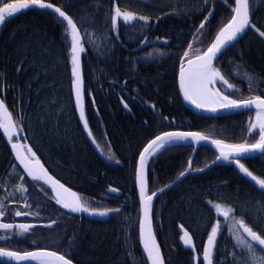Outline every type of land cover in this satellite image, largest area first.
<instances>
[{
  "label": "trees",
  "instance_id": "trees-1",
  "mask_svg": "<svg viewBox=\"0 0 264 264\" xmlns=\"http://www.w3.org/2000/svg\"><path fill=\"white\" fill-rule=\"evenodd\" d=\"M15 1L19 0H2L1 4ZM46 2L61 7L81 32L85 47L81 53L82 106L87 129L100 153L92 151L78 119L73 97L71 38L65 32L66 23L56 15L33 9L6 17L0 26V99L11 114L19 137L47 172L76 192L90 208L104 211V207L109 211L103 221H89L77 214L83 217L79 221L76 214L60 210L50 199L52 193L47 185L32 181L17 167L0 132V200L5 205V215L0 221L13 224L9 230L11 238L0 241V246L22 253L55 251L74 264H120L118 255L124 264L137 263L135 259L141 252L135 171L143 148L165 132H195L210 141L218 139L227 144L254 143L258 140L257 131L248 134L252 113L222 116L192 113L178 95L177 62L133 66L123 58L117 42L127 44L133 36L137 40L152 26L153 18L151 23L118 22L117 28H113L109 17L114 14L115 6L122 12L131 9L138 14L135 4L126 0ZM248 2L254 27H249L243 38L215 64L236 89H223L224 93L237 100L264 98V36L259 34L264 32V0ZM230 6L233 7V0H207L193 10H165L166 19L153 31L152 38L163 39L167 48L181 53L189 51L191 55L197 49L204 51L230 21ZM209 12L212 15L201 30L203 35L194 39ZM165 21L171 23L162 28ZM246 74L254 81L251 91ZM214 158L213 151L201 145L196 150L191 145L163 150L146 162L148 194L174 181L187 170L190 160L191 169L198 170ZM243 162L255 176L264 179V155ZM12 168L20 173V188H27L26 193L20 191L18 202L11 200L5 189ZM25 199L30 208L24 207ZM216 203L224 208L235 206L237 216L243 214L264 235V223H255L258 209L264 221V194L257 192L232 166H217L203 174L187 176L154 202L151 223L164 264H194V254L181 244L180 226L191 235L195 253L199 255L211 226L218 221L223 232L218 234L214 264L217 261L231 264L235 241L228 231L229 222L218 219ZM16 211L38 215L17 217ZM21 223L31 226L29 232L19 234L16 225ZM119 225L122 228L116 232ZM83 228L91 232L86 242L79 239ZM3 233L5 230L0 229V234Z\"/></svg>",
  "mask_w": 264,
  "mask_h": 264
},
{
  "label": "snow or ice",
  "instance_id": "snow-or-ice-1",
  "mask_svg": "<svg viewBox=\"0 0 264 264\" xmlns=\"http://www.w3.org/2000/svg\"><path fill=\"white\" fill-rule=\"evenodd\" d=\"M205 2H207V0H205ZM32 7L41 10H52L62 18V23L66 22L65 32L66 34H70L71 38L70 53L72 65L71 72L74 78L73 85L75 88L76 101L80 107V116L83 120L81 53L85 52V47L82 44V36L77 23H75L61 7L54 6L50 2H46V0H19V3H6L3 7H0V26L4 25L6 17H13L22 10H28ZM231 11L234 14L230 21L219 30L214 41L206 50L199 51V49H197L191 55L189 51L183 53L179 69V87L184 99L195 105L198 109H205L211 112H216L218 108L236 110L254 107L256 109L255 122L249 125L250 130H258V132L255 133V135H258V140L256 142L227 144L221 140L213 139L211 143L216 145L220 150L217 159L222 158L227 161L230 157H235L232 162L236 164L239 171L254 181L261 190H264V179H259L255 176L244 163H241L240 159L248 154L256 152L264 153V98L255 96L247 100L232 99L216 86L219 81L223 85H227V89L236 91L234 85L229 83L222 73L214 67L213 61L217 59L218 54L222 53L223 50L231 46L232 42L237 40L238 35L244 33L247 28L254 27L250 21L248 0H234V7H231ZM211 15L212 12H209L204 18V21L201 22L194 34V39H199V36L203 35L201 30L204 29L209 22ZM109 18L113 28H117L118 22L129 25L137 20H142L146 23L148 21V17L139 16L127 10L122 12L119 6L114 8V14H110ZM257 31L259 30L257 29ZM259 34L264 36V32H260ZM188 47L191 49L192 45L190 44ZM246 79L249 83V90L251 91L254 81L252 77L247 74ZM125 107H127V105H125ZM84 127L86 129L88 128L86 121ZM0 128L7 134L9 141L13 139L18 131L13 125L12 116L5 106L3 99H0ZM89 135H91V132H89ZM189 139L199 142L207 140L208 137L195 132H165L152 139L139 154L137 182L143 211V219L140 221L139 238L142 243L143 251L146 254L147 260L150 261V264H164V261L160 247L152 231L150 213L152 209V200L156 193H152L151 195L148 194L145 165L149 157H154L158 153H162L163 150H166L169 146L177 142L188 141ZM12 148L16 153V158L19 160L20 164L23 165L24 170L31 180L42 181L44 184L49 185L52 193H54V196L50 194V199H54L55 203L61 208L71 213L83 212L89 215H108L106 211L97 212L95 209L90 208L85 201H82L81 197L78 196L76 192L71 191L69 188L65 187L64 184L54 180L40 161L35 159V153L32 152L31 148L27 149L30 155L22 154L21 146L18 144L13 143ZM188 167L191 168V161H189ZM184 175H186V173L182 172L181 176ZM19 191L26 193L27 188H20ZM111 191L114 192L116 189H111ZM161 191H163V189H161ZM24 207H31L26 199ZM214 208L216 213L222 216L225 221L229 222L228 231L235 241L232 245L234 251L230 254L232 257L231 264H264V235L258 230H255L254 227L246 221L243 214L238 217L235 206L224 208L220 203H216ZM4 209V202L0 200V217L5 215ZM112 211L119 212L120 209H114ZM14 215L17 217L21 215L36 216L38 213H22L16 211ZM55 223L56 221H52V224ZM255 223H264L260 218L259 209ZM30 227L29 224L25 223L16 225V228L19 229V234L29 232ZM0 229L5 230V233L0 234V241H6L11 238L9 230L13 229V224L0 223ZM222 232L223 227L219 221L214 226H211L210 233L207 236V243L203 247L202 252V261L205 262V264H214V249L217 248L218 234ZM181 239L185 246L192 247L193 251H195L192 239L187 231L184 232ZM5 247L6 245L0 246V258H7L11 261L24 262V264H32V262H35V264H72L71 259L55 251L36 250L21 253L19 251L5 250ZM194 259H196L199 264L200 258L194 257ZM217 264H220V262L217 261Z\"/></svg>",
  "mask_w": 264,
  "mask_h": 264
},
{
  "label": "bare ground",
  "instance_id": "bare-ground-1",
  "mask_svg": "<svg viewBox=\"0 0 264 264\" xmlns=\"http://www.w3.org/2000/svg\"><path fill=\"white\" fill-rule=\"evenodd\" d=\"M126 1H128L129 3H130V0H126ZM15 2H18V1H15ZM142 5H144V4H142ZM116 7V6H115ZM137 7V6H136ZM233 7H234V0H233ZM138 9H139V7H137ZM28 10H33V9H28ZM36 10H40V9H36ZM165 10H170V9H164V10H156V9H150V8H148V7H144V8H142V9H140L139 10V12H138V15L139 16H145V17H148V21H150L149 23H151V18H153V20H152V26H150L149 28H147L145 31H144V34H142V35H140L139 37H138V39L136 40V38L133 36V37H129V39H128V42H127V44H124L123 42H121V41H118L117 43H118V46H119V48H120V50L124 53V54H122V57L123 58H126V59H128V57L129 58H139V57H141V56H143V55H145L146 53H150L151 51H153L154 49H163V50H169V51H172L174 54H175V57L174 58H172V59H170V60H167V61H162V62H159V63H153V62H148V61H145V62H137V63H135V64H132L133 66L134 65H136V64H139V63H141V64H144V63H151V64H154V65H161V64H165V63H168V62H177V65H178V67H177V76H178V72H179V68H180V62H181V59L183 58V53H181V51H179V50H176V49H170V48H167V46L165 45L166 44V42L163 40V39H161V38H158L157 37V39H156V42L157 43H160V42H162V44H159V45H157V46H155L154 47V45L151 43V42H153L152 41V34H153V31L157 28V26L159 25V24H161L163 21H164V19H166V13H164L165 12ZM45 11V10H44ZM127 11H130V12H132V13H135L136 14V12L135 11H131V9L129 10H127ZM51 13V12H50ZM53 14V13H52ZM55 15V14H54ZM57 16V15H56ZM58 17V16H57ZM61 19V18H60ZM156 20V21H155ZM139 21H142V20H139ZM158 21V24L157 25H153L155 22H157ZM142 22H145V21H142ZM66 23V22H65ZM146 23V22H145ZM169 23H171L170 21H165V23L163 24V26H162V28H165ZM226 25V24H225ZM224 25V26H225ZM161 28V29H162ZM248 29V28H247ZM164 30V29H163ZM165 31V30H164ZM168 32V31H167ZM170 32H172V31H170ZM219 32V31H218ZM218 32H217V34H218ZM247 32V31H246ZM216 34V35H217ZM243 38V37H242ZM241 38V39H242ZM240 39V40H241ZM239 40V41H240ZM238 42V41H237ZM236 42V43H237ZM235 43V44H236ZM233 46V45H232ZM231 46V47H232ZM230 48V47H229ZM228 48V49H229ZM227 49V50H228ZM206 50V49H205ZM226 50V51H227ZM225 51V52H226ZM224 52V53H225ZM223 53V54H224ZM222 54V55H223ZM221 55V56H222ZM220 56V57H221ZM220 59V58H219ZM218 59V60H219ZM217 60V61H218ZM216 61V62H217ZM130 62V61H129ZM216 62L214 63V67H215V64H216ZM74 79V78H73ZM176 83H177V78H176ZM217 83H220L219 81L217 82ZM217 86V88H219V89H221V91L222 92H224L223 91V89H222V87L219 85V84H217L216 85ZM73 97H74V94H73ZM250 99V98H249ZM83 100V99H82ZM218 109H221V108H218ZM252 113V116H251V122L250 123H254L255 122V112L254 111H248V112H242V113ZM236 114H240V113H236ZM230 115H235V114H230ZM222 116V115H221ZM14 125V124H13ZM15 127V126H14ZM83 131V130H82ZM258 132V130H250V128L248 129V134H252V133H254V132ZM0 132L2 133V135H3V137H4V139L6 140V142H7V144H8V147H9V149H10V144H13V143H15V144H18V145H20L21 146V152H22V154H25V155H30V153H28L27 152V149H28V146H27V144H26V142L22 139V138H20L19 137V131H17L16 132V135L13 137V139L11 140V141H9L8 140V138H7V134L4 132V130L2 129V128H0ZM14 138H17V140H14ZM209 140V139H208ZM210 141V140H209ZM211 142V141H210ZM188 144H190V145H194V146H197L198 145V142L197 141H194V140H191V139H189L188 141H183V142H177V143H175V144H173L172 146H175V145H188ZM89 146L91 147V149H92V151L93 152H95L97 155L100 153V151L98 150V147H97V145L95 144V143H93V144H89ZM147 146V145H146ZM200 146V145H199ZM201 146H203V145H201ZM205 147H207V146H205ZM210 148V147H209ZM211 149V148H210ZM212 150V149H211ZM10 151H11V149H10ZM143 151V150H142ZM141 151V152H142ZM213 151V150H212ZM213 153H214V151H213ZM11 154H12V156H13V153H12V151H11ZM160 153H158L157 155H159ZM156 155V156H157ZM214 155H215V158L213 159V161H215V159L217 158V156H216V154L214 153ZM263 154H261V155H258V156H256V157H252V158H248V159H243V160H249V159H254V158H258V157H260V156H262ZM156 156H154V157H156ZM139 157V156H138ZM154 157H149V158H154ZM13 158H14V156H13ZM15 159V158H14ZM138 160V159H137ZM213 161H211L210 163H212ZM242 161V160H241ZM231 162H232V160H231ZM41 163V162H40ZM209 163V164H210ZM217 166H232V168L234 169V167H233V163H230L229 165L228 164H222V165H216V166H214V167H217ZM214 167H212V168H214ZM212 168H210V169H212ZM16 170V172L17 173H19V171L16 169V168H12L11 170ZM209 169V170H210ZM10 170V171H11ZM46 170V169H45ZM9 171V172H10ZM23 171L26 173V171L23 169ZM47 171V170H46ZM234 171H236L235 169H234ZM207 172V171H206ZM237 172V171H236ZM205 173V172H204ZM238 173V172H237ZM49 174V173H48ZM203 174V173H202ZM239 174V173H238ZM50 175V174H49ZM200 175V174H199ZM240 175V174H239ZM51 176V175H50ZM180 176V175H179ZM178 176V177H179ZM241 176V175H240ZM177 177V178H178ZM242 177V176H241ZM52 178H53V176H52ZM176 178V179H177ZM243 178V177H242ZM54 180H56L55 178H53ZM175 179V180H176ZM244 179V178H243ZM20 180H21V176L18 174V180H16L17 181V185L19 184V182H20ZM174 180V181H175ZM245 180V179H244ZM6 181H7V178H6ZM58 181V180H57ZM245 181H247V180H245ZM173 182V181H172ZM171 182V183H172ZM248 182V181H247ZM249 183V182H248ZM170 184V183H169ZM168 184V185H169ZM250 184V183H249ZM16 185V186H17ZM47 185V184H46ZM251 185V184H250ZM167 186V185H166ZM252 186V185H251ZM6 188V192H7V186H5ZM47 187L49 188V190L51 191V188H50V186L49 185H47ZM66 187V186H65ZM253 187V186H252ZM254 188V187H253ZM174 189V188H173ZM254 189H256V188H254ZM172 190V189H171ZM170 191V190H169ZM169 191H167V192H169ZM256 191L257 192H259L260 194H263V193H261L260 191H258L257 189H256ZM51 193H52V191H51ZM166 193V192H165ZM165 193H163V194H165ZM162 194V195H163ZM8 195V194H7ZM9 196V195H8ZM52 196H54V193H52ZM160 197V196H159ZM127 199V198H126ZM126 199L124 198V200H125V202H126ZM88 202H91V203H94L95 201L94 200H88ZM90 207H91V205H89ZM104 211H109V210H107V209H105L104 207L102 208ZM97 212H99V211H102V210H96ZM65 212H67V213H71V212H68V211H65ZM72 214H76L75 216L76 217H78L79 218V221H81V219L83 218V217H81V216H79V215H83L86 219H88L89 221L90 220H95V221H103L104 219H105V217L104 216H99V215H89V214H87V213H83V212H81V213H72ZM77 214H79V215H77ZM65 218V217H64ZM65 219H67V218H65ZM65 221H67V220H65ZM121 228H122V225H119V226H117V228H116V232H118L119 230H121ZM185 229V228H184ZM83 230V232L81 233V238H79L82 242H86L87 241V239H88V237L91 235V232L87 229V228H83L82 229ZM155 240H156V238H155ZM156 242H157V240H156ZM157 244H158V242H157ZM138 248H139V250H140V254H139V257H136V259H135V262H140V263H146V264H148V262H147V259H146V256H145V253H144V251H143V249H142V247H141V244H140V240H139V220H138ZM22 253V252H21ZM119 256V260H120V264H124L123 263V261H122V259H121V257H120V255H118ZM137 263H133V264H137ZM32 264H35V262H32Z\"/></svg>",
  "mask_w": 264,
  "mask_h": 264
},
{
  "label": "water",
  "instance_id": "water-1",
  "mask_svg": "<svg viewBox=\"0 0 264 264\" xmlns=\"http://www.w3.org/2000/svg\"><path fill=\"white\" fill-rule=\"evenodd\" d=\"M13 3H19V1L18 2H13ZM30 9H38V8H35V7H32V8H30ZM41 10V9H40ZM45 11H48V12H51V13H53V14H55V15H57L58 16V14L57 13H55V12H53L52 10H46L45 9ZM234 14V13H233ZM59 17V16H58ZM60 18V17H59ZM62 19V18H61ZM246 31H247V29L245 30V32L244 33H242V34H240V35H238V37H237V40L235 41V42H232V44H231V46L232 45H234L237 41H239L244 35H245V33H246ZM231 46H229V47H231ZM229 47H227V49L229 48ZM226 49V50H227ZM226 50H223L222 51V53H220V54H218V57H217V59L216 60H214L213 61V65H214V63L220 58V56L226 51ZM180 69V68H179ZM177 90H178V95H179V98H180V101H181V103L184 105V107L186 108V109H188L189 111H191L192 113H195V114H200V115H206V116H221V115H230V114H236V113H242V112H248V111H254V112H256V109L253 107V108H240V109H236V110H231V109H217V111L216 112H211V111H207V110H205V109H198V108H196L195 107V105H193L192 103H190L189 101H187V100H185L184 99V97H183V94H182V92H181V90H180V87H179V72H178V76H177ZM73 94H74V99H75V101H76V95H75V88H74V85H73ZM76 111H77V115H78V119H79V122H80V124H81V127H82V130H83V133H84V135H85V137H86V139H87V141L89 142V144H93L94 142H93V140H92V138H91V136L89 135V131H88V129H86L85 127H84V123H85V118L82 120L81 119V116H80V107L78 106V104H77V101H76ZM162 135V134H161ZM198 145H203V146H207V147H210L213 151H214V153L216 154V156L217 157H219V154H220V150L216 147V145H214V144H212L208 139L207 140H205V141H199L198 142ZM10 149H11V151H12V153H13V156H14V158H15V161H16V163L21 167V168H23V165H21L20 164V162H19V160L16 158V153H15V151L13 150V148H12V144H10ZM261 154H264V153H259V152H256V153H252V154H248V155H246L245 157H243V158H240L241 160H243V159H248V158H252V157H256V156H258V155H261ZM235 159V157H230L229 158V160H224V159H222V158H220V159H215V161H213L212 163H210V164H208L206 167H204L203 169H200V170H195V171H187V172H184V173H186V175H184V176H179L175 181H173L172 183H170L169 185H167V186H165V187H163L162 189H163V191H161V189L160 190H158V191H156V192H154V193H156V195L153 197V200H152V205H153V203L155 202V200L159 197V196H161L163 193H165V192H167V191H169V190H171V189H173V188H175L185 177H187L188 175H198V174H202V173H204V172H206V171H208L210 168H212V167H214V166H216V165H222V164H230V163H233V162H231V160L233 161ZM138 166H139V157H138V160H137V165H136V173H135V188H136V194H137V198H138V202H139V232H140V221L143 219V211H142V204H141V201H140V195H139V185H138V182H137V170H138ZM233 167H234V169L245 179V180H247L254 188H256L258 191H260L261 193H263L264 194V190H261L260 188H259V186L258 185H256L255 184V182L254 181H252L249 177H247V176H245L243 173H241L240 171H239V169H238V167L236 166V164L235 163H233ZM24 169V168H23ZM151 195V194H150ZM217 217L219 218V219H224L222 216H220L219 214L217 215ZM179 231L181 232V237L184 235V232L185 231H187L186 229H184L182 226H180L179 227ZM188 232V231H187ZM189 233V232H188ZM189 236H190V234H189ZM191 237V236H190ZM192 239V238H191ZM139 240H140V238H139ZM192 242H193V240H192ZM206 243H207V240H206V242H205V244H204V246L206 245ZM140 244H141V247H142V243H141V240H140ZM181 244H182V246L186 249V250H188V251H190V252H192V253H195V251H193V248L192 247H188V246H185V244L183 243V240L181 239ZM193 246H194V244H193ZM142 249H143V247H142ZM36 251V250H35ZM203 252V251H202ZM145 256H146V254H145ZM195 257H198V258H200V260L199 261H201L203 264H205V262H203L202 261V254L201 255H196ZM146 259H147V257H146ZM147 262H148V264H150V261H148L147 260ZM194 263L195 264H198V262H197V260L196 259H194ZM0 264H24V262H16V261H11V260H9V259H7V258H0ZM73 264V263H72Z\"/></svg>",
  "mask_w": 264,
  "mask_h": 264
},
{
  "label": "rangeland",
  "instance_id": "rangeland-1",
  "mask_svg": "<svg viewBox=\"0 0 264 264\" xmlns=\"http://www.w3.org/2000/svg\"><path fill=\"white\" fill-rule=\"evenodd\" d=\"M205 0H130L131 5H136L139 7L138 10L148 7L150 9H156V10H164V9H187V10H193L195 8H198L202 4H205ZM147 4V6L142 5ZM175 57V54L172 51L169 50H163V49H154L150 53H146L145 55L139 57V58H129L128 61L130 63L135 64L137 62H153V63H159L162 61H167ZM219 84L222 89H227V85H223L222 83ZM18 174L16 170H11L7 176L6 186H7V194L8 197L18 202L19 201V189L16 186L18 180Z\"/></svg>",
  "mask_w": 264,
  "mask_h": 264
},
{
  "label": "flooded vegetation",
  "instance_id": "flooded-vegetation-1",
  "mask_svg": "<svg viewBox=\"0 0 264 264\" xmlns=\"http://www.w3.org/2000/svg\"><path fill=\"white\" fill-rule=\"evenodd\" d=\"M1 1H2V0H0V2H1ZM1 6H2V4H0V7H1ZM155 21H156V20H155ZM149 22H150V21H147V23H149ZM157 24H158V21L155 22L153 25H157ZM156 39H157L156 37H153V38H152V41H153V42H151V43L154 45V47L157 46V45H159V44H162V42L157 43V42H156ZM263 155H264V154H263ZM263 155H262V156H263ZM243 161H244V160H242L241 163H244ZM191 170H192V169H191ZM198 170H199V169H198ZM192 171H194V170H192ZM188 176H189V175H188ZM185 178H186V177H185ZM185 178H184V179H185ZM184 179H183V180H184ZM183 180H182V181H183ZM19 184H20V182H19ZM56 206H57L58 208L60 207V206L57 205V204H56ZM221 220L224 221V219H221ZM200 263L203 264L201 261H199V264H200Z\"/></svg>",
  "mask_w": 264,
  "mask_h": 264
}]
</instances>
